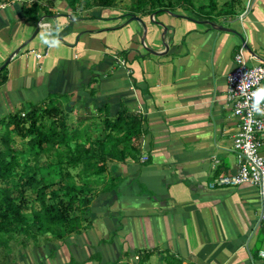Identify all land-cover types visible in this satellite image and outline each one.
<instances>
[{
  "label": "crops",
  "instance_id": "obj_1",
  "mask_svg": "<svg viewBox=\"0 0 264 264\" xmlns=\"http://www.w3.org/2000/svg\"><path fill=\"white\" fill-rule=\"evenodd\" d=\"M5 1L0 67L27 45L0 73V81L6 76L0 126L12 115L50 104L72 117L115 122L127 113L142 123L140 154L108 159L79 230L65 243L50 234L31 243L30 260L140 264L149 256L148 264H166L165 258L264 264L258 187L209 186L238 170V119L227 101V78L244 42L254 53L247 51L249 66L263 63L264 0H254L247 13V0H192L195 7L190 2L172 12L148 9L135 14L146 27L123 16L131 0H116V10L82 4L75 11L67 0H39L45 12L31 21L23 12L31 2ZM214 3L210 20L195 18L199 5L205 4L206 15Z\"/></svg>",
  "mask_w": 264,
  "mask_h": 264
},
{
  "label": "trees",
  "instance_id": "obj_2",
  "mask_svg": "<svg viewBox=\"0 0 264 264\" xmlns=\"http://www.w3.org/2000/svg\"><path fill=\"white\" fill-rule=\"evenodd\" d=\"M67 1L73 11L82 4L86 8H109L116 2ZM190 2L194 6L192 0H133L132 11L123 16L148 9L172 12ZM230 5L232 9L234 3ZM204 6H198L196 19L210 20V14L217 8L216 3L208 5V14L204 15ZM41 11L45 9L39 0L23 6L30 21L37 20ZM5 81L6 76L0 87ZM8 118V122L3 120L0 131V264H9L12 243L18 237L39 243L50 234L65 243L79 230L80 216L84 218L89 209L108 159L124 161L129 156L137 157L143 143L142 123L127 113L113 122L96 117H72L61 107L50 104ZM144 258L140 264H148L149 256ZM163 260L166 264H182L171 258Z\"/></svg>",
  "mask_w": 264,
  "mask_h": 264
},
{
  "label": "built area",
  "instance_id": "obj_3",
  "mask_svg": "<svg viewBox=\"0 0 264 264\" xmlns=\"http://www.w3.org/2000/svg\"><path fill=\"white\" fill-rule=\"evenodd\" d=\"M253 1L247 0L245 13L251 9ZM8 4L9 2L0 3V10L5 9ZM42 56L40 53L36 54L38 59ZM122 64L126 65L125 62ZM260 85H264V64L249 66L244 42L235 54V68L227 78V101L232 107L233 115L238 119L234 139L238 170L234 174L215 178L209 186L212 189L242 184L257 186L262 203L261 223L264 227V99L258 101L260 110L256 111L252 108L251 97L252 92ZM260 256L264 257V250L260 251Z\"/></svg>",
  "mask_w": 264,
  "mask_h": 264
},
{
  "label": "rangeland",
  "instance_id": "obj_4",
  "mask_svg": "<svg viewBox=\"0 0 264 264\" xmlns=\"http://www.w3.org/2000/svg\"><path fill=\"white\" fill-rule=\"evenodd\" d=\"M132 1L133 0L127 1L129 3V5H125V7H127V9H126L128 11L127 13H129V12L132 11L131 10L132 7L130 5L132 3ZM113 9L116 10L117 9V6H113ZM133 15L134 14H132V16ZM131 17H126V18H128V20L135 21V20H132ZM2 126L3 125L0 126L1 127V130L0 131H2V129H3ZM54 188H57V186L54 187ZM27 243H29V244H27ZM31 243H37V242H35L34 240L31 241L28 238H25L24 239V237H18V238H16V240L14 241V243H12L11 252H10V255H9V264H23V263H26V264H34V259L32 260L33 262L30 260V258H32V256H34L33 254L30 253V244ZM25 244H27V246ZM41 255H42V258L45 259V256L46 255H44L43 253H41ZM22 256H23V258H22ZM35 258H36V256H35Z\"/></svg>",
  "mask_w": 264,
  "mask_h": 264
},
{
  "label": "water",
  "instance_id": "obj_5",
  "mask_svg": "<svg viewBox=\"0 0 264 264\" xmlns=\"http://www.w3.org/2000/svg\"><path fill=\"white\" fill-rule=\"evenodd\" d=\"M155 14H156V13H155ZM155 14H154V15H155ZM154 15H153V16H154ZM131 18H132V20H136V21L141 22V23L143 24V26L146 27L144 21H143L140 17H137L136 15H133ZM205 23L211 25L212 27H214V28H216V29H218V30H220V31H227V32L237 33V31L234 30L233 28H228V27H225L224 25H217V24H215V23H213V22H211V21H205ZM160 26L164 29L165 32H167L168 28H167L164 24H160ZM37 33H38V29H37L36 33L34 34V36H33L32 38H34L35 35H36ZM143 41H144V39H143ZM26 45H27V43L21 45L19 48H17V49L12 53V55L7 59V61H6L1 67H0V73L2 72L3 69H5V68L8 66V64L11 62V60L13 59V57H14V56H17V55L19 54V52H20L22 49H24V47H25ZM146 48H147V50L150 51L151 53L156 54V52H155L153 49L148 48V47H146ZM167 48H169V46H167ZM247 51H248L250 54L254 55V53L252 52V50H250V48H249L248 46H247ZM262 62H263L262 64H264V60H263Z\"/></svg>",
  "mask_w": 264,
  "mask_h": 264
},
{
  "label": "clouds",
  "instance_id": "obj_6",
  "mask_svg": "<svg viewBox=\"0 0 264 264\" xmlns=\"http://www.w3.org/2000/svg\"><path fill=\"white\" fill-rule=\"evenodd\" d=\"M253 103L252 108L253 110L259 111V104L258 101L264 99V85L258 86L251 94Z\"/></svg>",
  "mask_w": 264,
  "mask_h": 264
}]
</instances>
